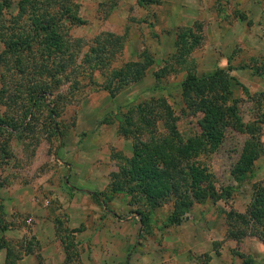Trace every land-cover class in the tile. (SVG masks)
Segmentation results:
<instances>
[{"label":"rangeland","instance_id":"374dc122","mask_svg":"<svg viewBox=\"0 0 264 264\" xmlns=\"http://www.w3.org/2000/svg\"><path fill=\"white\" fill-rule=\"evenodd\" d=\"M76 2L82 24L71 26L69 35L84 44L79 57L92 38L113 34L122 48L110 68L144 55L150 65L141 80L113 96L100 88L103 78L95 72L94 83L82 78L77 90L64 82L32 104L22 93L0 104L7 122L0 126V246L17 257L24 248L46 246L45 252L64 254L65 264H84L85 254L86 264H264V245L251 236L229 238L225 219L230 210L244 212L252 185L264 187V52L255 46L264 32L260 23L251 32L246 26L264 3L252 14L248 0ZM181 27L201 36L188 57L196 76L232 68L231 99L241 125L226 127L216 148L199 152L214 195L170 225V201L149 209L139 196L111 193L110 183L132 153L131 139L118 131L119 116L141 101L165 98L180 135L199 134L197 117L180 113L184 72L175 67L154 78ZM19 78L10 80V89ZM255 146L259 154L241 171L242 149Z\"/></svg>","mask_w":264,"mask_h":264},{"label":"trees","instance_id":"16d2710c","mask_svg":"<svg viewBox=\"0 0 264 264\" xmlns=\"http://www.w3.org/2000/svg\"><path fill=\"white\" fill-rule=\"evenodd\" d=\"M157 2L135 0L138 6ZM78 7L76 0H0V104L3 107L21 93L32 104L36 96L46 97L51 86L64 82L77 90L82 78L94 83L95 72L103 78L100 88L111 96L141 80L151 61L146 55L140 61L110 68L122 48L120 36H95L89 41L87 51L78 56L84 44L69 35L71 26L82 24ZM200 44L199 34L188 27L178 28L174 33L173 53L154 74L160 81L163 74L173 72L175 67L184 72L180 113L186 111L197 117L199 134L182 137L176 124L178 116L162 97H149L119 116L118 131L131 139L132 153L128 159L123 158L118 172L112 175L110 192H123L132 198L139 196L149 209L170 201L172 208L167 216L170 225H177L182 213L194 203L214 195L197 160L199 152L205 145L216 148L226 127L238 130L241 125L235 101L231 99L232 68L228 65L199 77L193 73L188 57ZM14 76L23 79L19 78L12 90L10 80ZM5 123L0 119V126ZM257 154L256 146L242 149L238 169L249 170ZM251 190L244 212L227 213V236L233 239L251 236L264 245V187L254 184ZM92 196L96 198L95 194ZM15 259L6 249L4 264H13Z\"/></svg>","mask_w":264,"mask_h":264},{"label":"crops","instance_id":"0c3cea01","mask_svg":"<svg viewBox=\"0 0 264 264\" xmlns=\"http://www.w3.org/2000/svg\"><path fill=\"white\" fill-rule=\"evenodd\" d=\"M248 2L250 3V10L249 12L254 14L257 10V6L256 4L258 2H263L264 0H248ZM260 16V19H258ZM246 19V17H245ZM259 21V22H258ZM259 24L258 26L262 32H264V7H261L260 13L257 14V16L252 17V20H246V26H250V32L252 27H254L255 24ZM254 32V31H253ZM252 32V33H253ZM250 35V37H252V34ZM256 35H258V33H255ZM251 39V38H250ZM256 49H260L261 52H264V37H260V44H255ZM254 51V50H253ZM46 246H43V248L36 250V251H32L29 250V248H24L20 251V254L18 255L17 259H15L13 264H65V258L64 254L62 253H58L56 252V254L54 253H49V252H45L46 250ZM5 251L6 249H4L2 246H0V264H4L5 261ZM14 254V253H12ZM83 263L86 264V254L83 257Z\"/></svg>","mask_w":264,"mask_h":264}]
</instances>
